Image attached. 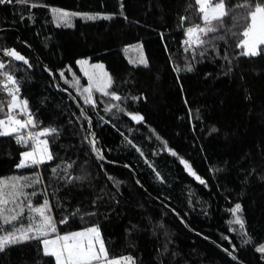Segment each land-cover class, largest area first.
<instances>
[{"label":"trees","instance_id":"obj_1","mask_svg":"<svg viewBox=\"0 0 264 264\" xmlns=\"http://www.w3.org/2000/svg\"><path fill=\"white\" fill-rule=\"evenodd\" d=\"M32 3L44 6L33 8ZM51 8L101 13L111 18L72 17L70 26L58 27ZM246 12L241 9L238 15ZM181 16L187 18L183 26ZM197 23L202 21L195 0H28L0 5V60L16 69L20 99L28 101L37 121V128L31 130L52 126L60 131L59 138H48L54 160L27 169H16L14 164L19 162V152L28 149L16 145L15 134L0 137V179L33 172L42 175L45 183L36 188L51 184L48 199L57 222L78 207L80 214L70 217L69 223H57L58 234L98 224L109 257L131 255L136 264H158L157 256L165 243L168 252L162 257L164 264H264L254 250L264 243V180L259 179L264 176V55L238 56L241 49L236 44L242 38L238 36L230 38L227 45L229 58L236 56L231 72L221 58L223 42L219 55L209 49L201 57L197 50L193 58L191 51H184L183 32ZM244 23L241 20L233 30L241 32ZM228 24L231 26V20ZM135 45L140 47L147 66L130 63L126 57V49ZM4 48H14L24 55L31 67L6 57ZM83 59L104 66L113 80L111 90L122 97L140 98L117 102L94 93L96 107L84 104L60 76L63 72L69 77L71 72L82 79L77 61ZM186 65H191L192 71H187ZM55 82L61 90L70 92L91 118L104 162L97 161L89 145L82 143L85 133L81 125L85 129L88 125ZM9 100L0 91L4 109L0 118H5ZM105 102L121 103L126 112H105ZM128 112L141 114L144 121H133ZM212 128L217 131L212 132ZM168 149L178 155H171ZM179 158L187 160L207 186L189 175ZM62 159L78 160L73 174L80 173V165L87 159L89 182L81 186L50 180L51 169ZM252 169L255 172L247 176ZM157 172L162 179L157 178ZM109 176L114 179L109 180ZM115 181L121 183L116 185ZM96 196L103 199L93 207ZM42 201L43 197L34 198L35 204ZM235 203L242 205L246 231L253 239L244 247L242 237L228 230L238 228L229 224ZM88 212L96 215H85ZM26 215L22 221L25 225ZM222 235L236 245L237 261L213 245L231 250ZM38 261L55 264L54 258L42 257V246L38 254L35 241L0 253V264Z\"/></svg>","mask_w":264,"mask_h":264},{"label":"snow or ice","instance_id":"obj_2","mask_svg":"<svg viewBox=\"0 0 264 264\" xmlns=\"http://www.w3.org/2000/svg\"><path fill=\"white\" fill-rule=\"evenodd\" d=\"M14 2L28 3V0H0V5L6 6ZM195 5L198 8L202 24L197 23L184 28L185 39L182 41L183 45H185L184 51H191L193 58H195L197 50H199L201 57L205 56L209 49L219 55L220 42H223L225 48L221 58L227 61V71L231 72L233 70L232 60L236 59V56L229 58L227 45L230 38L238 36L242 37L236 44V47L241 49L237 54L238 56L251 58L264 55V47H261L264 46V0H256L255 3L252 0H235V2H232V0H195ZM30 6L35 8L44 5L32 3ZM121 8H123V5H121ZM241 9L247 10L246 15H238ZM50 11L58 27L61 24L70 26L69 22L72 17H82L85 20H95L97 18L107 20L111 18V16L101 13L70 12L62 8H51ZM121 15H123V12H121ZM21 18L23 19V17ZM31 18L30 16L29 19ZM186 19L184 16L180 17L181 26H183V22ZM229 20H231V26L228 24ZM241 20L245 21V23L242 31L238 33L233 29L240 24ZM2 51L6 57H11L15 61H22L31 67L28 59L14 48H4ZM77 63L84 64L86 61H77ZM139 63L147 66L148 62L141 55ZM91 67L93 69L92 72L84 73L88 79L86 87H82L78 80L74 79L73 82V87L83 99L84 104L91 105L93 109L96 107L97 101L93 98L94 92H98L101 96L117 102L127 99L136 101L140 98L137 96L122 97L115 90H111L113 87L112 77L103 70L104 66L102 64L92 65ZM15 70L14 66L4 60H0V77L3 78L0 79V91L10 98L7 103L5 118H0V137H11L15 134L16 145L28 149L19 152V162L14 164L16 169H27L44 165L47 161L54 160V154L49 148L48 138L50 137L53 140L59 138L60 131L57 127L52 126L42 127L35 132L31 130L37 128V121L29 109L28 101L26 99L21 100L19 97L21 86L14 75ZM45 70L48 71V69ZM186 70L192 71L191 65H186ZM60 76L64 78V73L61 72ZM65 83H68V81L65 80ZM246 98L250 99V97ZM113 109H115L113 115L126 112V106L121 103L105 102V112H111ZM3 110V105L0 104V111ZM17 110L24 117L23 119L17 118ZM126 114L137 123L144 121V117L139 113L128 112ZM80 117H83L88 125L87 129L81 125V131L85 133L82 137V143L86 142L89 145L90 151L94 154L97 161L105 160L102 150L97 145L96 133L92 131L93 122L91 118L86 115L84 109H81ZM77 119L79 120V117ZM99 119L103 121V117H99ZM72 123L69 120V124ZM104 123H109V121H104ZM21 130H25V132ZM211 131L216 132L217 129L212 128ZM41 137L45 138L41 139ZM125 140H127V137H125ZM127 143L132 145L141 156L144 155L141 149L136 147L131 140H127ZM168 151L173 156L178 155L172 149H168ZM145 162L147 163V160ZM179 162L189 175L193 176L200 184L207 186V182L197 175L187 160L179 158ZM77 163L78 160L65 161L62 159L60 164L51 169V177L49 179L55 178L58 182H63L65 185L79 183L82 186L89 182L90 172L87 167L89 161L87 159L83 161L80 165V173L73 174L71 170ZM100 166L103 168V164ZM149 166L151 167L152 165ZM125 167H128V165H125ZM153 170L155 171V169ZM216 171H222V169H216ZM253 172H255V169L249 171L247 176L252 175ZM61 173L63 174L61 175ZM156 176L162 179L159 172L156 173ZM247 176L245 177V183L247 182ZM108 179L113 180L114 178L109 176ZM259 179L264 180V176H260ZM44 183L43 176L35 172L28 176L16 175L0 179V222H2L0 223V253H4L10 247L35 241L37 242L38 254L42 246V257L54 258L55 264H136L135 258L131 255L118 258L109 257L98 224H92L79 231H69L63 235L58 234L57 223H69L70 217H76L81 210L77 207L67 215L62 216L58 222L55 221L51 214L52 206L48 199L47 190L51 184L49 183L42 189L36 188V185ZM114 183L118 185L121 182L115 181ZM26 189L33 190L26 191ZM39 197H43L42 203L35 204L34 198L38 200ZM102 199V196H96L92 200L93 207H95L98 200ZM117 203L119 202L117 201ZM242 211L240 203H235L234 207L230 209L233 219L229 221V224L236 225L238 228L229 227L228 230L237 232L242 237L241 247H244L252 244L253 239L246 231L245 220L241 214ZM25 213H27V225L22 222L25 218ZM85 215L94 216L96 213L88 212ZM80 219L83 220L84 216L81 215ZM17 223H19V227L16 226ZM132 228L135 229L136 225H133ZM53 234L55 235L53 236ZM244 237H247V239H244ZM222 239L228 240L231 245V250L223 248V251L232 261H237L238 257L234 254L237 251L236 245L232 244L231 239L227 236L222 235ZM254 250L260 254V260L264 261V243L256 245ZM167 252L168 247L167 243H165L163 252H159L157 256L158 264H164L162 257ZM37 264H40V261Z\"/></svg>","mask_w":264,"mask_h":264},{"label":"rangeland","instance_id":"obj_3","mask_svg":"<svg viewBox=\"0 0 264 264\" xmlns=\"http://www.w3.org/2000/svg\"><path fill=\"white\" fill-rule=\"evenodd\" d=\"M71 20V19H70ZM264 47V46H263ZM125 55L126 57L131 61V62H134V63H139V59L141 57L142 54V51L140 49L139 46L135 45V46H130L126 49L125 51ZM79 61H86V63L84 64H78V68H79V71L81 72V75H82V79L85 81L84 85L81 83V80L82 79H78L76 78L71 72H70V76L69 77H64L62 78V81L64 84H66L70 89H72L76 94H77V91L76 89L73 87V82H74V79L75 80H78L80 85L82 87H86L87 84H88V79H87V76L84 75L85 72H92L93 69H92V65H98V64H101V63H91L89 62L87 59H83V60H79ZM105 71V69H103ZM106 72V71H105ZM65 80L68 81V83H65ZM94 93H97V94H100L98 92H94ZM94 93H93V97H94ZM78 95V94H77ZM101 95V94H100ZM79 96V95H78ZM80 97V96H79ZM81 98V97H80ZM81 100L83 101V99L81 98ZM84 102V101H83ZM17 118H21L23 119L24 117L21 116L17 110ZM22 132H25V130H21ZM35 132V131H34ZM45 137H41V139H44Z\"/></svg>","mask_w":264,"mask_h":264},{"label":"water","instance_id":"obj_4","mask_svg":"<svg viewBox=\"0 0 264 264\" xmlns=\"http://www.w3.org/2000/svg\"><path fill=\"white\" fill-rule=\"evenodd\" d=\"M56 88L58 89V91L60 92H64L66 94V96H68V98L73 102V104L75 105V107L77 108V110L80 112L81 109H83L78 102L76 101L75 97L67 91L61 90L60 86L58 85L57 82H55ZM104 162V160L102 161ZM211 244H213L212 242H210ZM216 248H218L225 256H227L228 258H230L224 251L222 248H220L219 246H217L216 244H213ZM231 259V258H230Z\"/></svg>","mask_w":264,"mask_h":264},{"label":"built area","instance_id":"obj_5","mask_svg":"<svg viewBox=\"0 0 264 264\" xmlns=\"http://www.w3.org/2000/svg\"><path fill=\"white\" fill-rule=\"evenodd\" d=\"M0 79H3L2 77H0ZM19 97H20V93H19Z\"/></svg>","mask_w":264,"mask_h":264},{"label":"crops","instance_id":"obj_6","mask_svg":"<svg viewBox=\"0 0 264 264\" xmlns=\"http://www.w3.org/2000/svg\"><path fill=\"white\" fill-rule=\"evenodd\" d=\"M261 47H263V46H261Z\"/></svg>","mask_w":264,"mask_h":264}]
</instances>
